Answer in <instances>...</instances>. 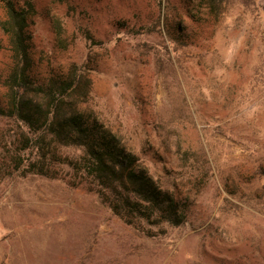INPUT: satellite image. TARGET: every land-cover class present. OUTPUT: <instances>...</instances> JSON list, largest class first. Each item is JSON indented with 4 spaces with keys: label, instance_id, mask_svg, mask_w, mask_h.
<instances>
[{
    "label": "rangeland",
    "instance_id": "374dc122",
    "mask_svg": "<svg viewBox=\"0 0 264 264\" xmlns=\"http://www.w3.org/2000/svg\"><path fill=\"white\" fill-rule=\"evenodd\" d=\"M28 1L33 78L82 79L79 109L190 206L179 227L124 222L65 165L24 174L32 134L0 116V264H264V0ZM5 19L0 1V107Z\"/></svg>",
    "mask_w": 264,
    "mask_h": 264
},
{
    "label": "trees",
    "instance_id": "16d2710c",
    "mask_svg": "<svg viewBox=\"0 0 264 264\" xmlns=\"http://www.w3.org/2000/svg\"><path fill=\"white\" fill-rule=\"evenodd\" d=\"M0 1L6 11L2 29L9 37L14 61L7 85L9 101L0 107V116L22 123L33 137L26 139L25 149L36 147L39 152L37 161L29 163L24 174L60 178L53 166L57 162L68 167L77 186H86L124 222L184 224L188 200L164 190L117 134L79 109L73 98L82 79L71 74L38 83L33 78L30 20L34 4L28 0ZM61 147L81 149L82 154L62 157L58 155Z\"/></svg>",
    "mask_w": 264,
    "mask_h": 264
}]
</instances>
